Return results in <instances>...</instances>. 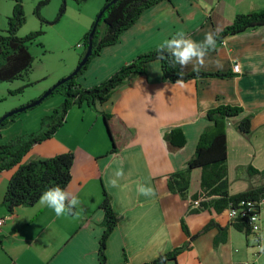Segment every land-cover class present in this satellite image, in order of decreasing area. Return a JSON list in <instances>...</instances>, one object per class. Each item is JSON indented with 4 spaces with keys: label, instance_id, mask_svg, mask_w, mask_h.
<instances>
[{
    "label": "crops",
    "instance_id": "obj_1",
    "mask_svg": "<svg viewBox=\"0 0 264 264\" xmlns=\"http://www.w3.org/2000/svg\"><path fill=\"white\" fill-rule=\"evenodd\" d=\"M259 10H264V0H160L144 9L114 44L103 47L78 80L92 86L179 31L203 41L206 32L222 30L237 13ZM235 62L239 64L237 72L231 68ZM201 70L230 74L169 82L162 79L159 60L149 61L145 73L128 79L105 102L95 108L84 104L69 109L54 135L34 144L23 156L21 162H26L34 151H50V144V153H44L47 157L74 153L72 179L66 188L81 201L78 217H57L39 200L10 213L2 200L16 166L0 171V264H99L103 187L111 196L117 219L106 240L107 264L122 262L124 252L129 264H142L178 247L181 250L176 258L162 264H238L243 260L264 264V253L255 255L259 248L254 234L231 225L226 210L189 212V205L196 206L199 201L189 197L199 187V168L191 170L187 198L171 191L167 184V176L184 168L194 153L201 132L210 123L206 111L221 103L243 109L226 127L229 193L261 183L260 176L251 173L248 166L264 168V25L225 35L215 50H210ZM189 71L191 65L185 69ZM100 111L110 114L114 152L110 151L112 139ZM246 115L251 117L247 135L234 125ZM11 124L31 131L22 118ZM173 128H179L185 138L175 150L164 138ZM121 162L124 177L118 187H112L109 178ZM138 181L150 182L156 195H138ZM181 219L189 234L184 232ZM210 222L213 224L202 231ZM261 236L264 231L258 234L260 240Z\"/></svg>",
    "mask_w": 264,
    "mask_h": 264
},
{
    "label": "trees",
    "instance_id": "obj_2",
    "mask_svg": "<svg viewBox=\"0 0 264 264\" xmlns=\"http://www.w3.org/2000/svg\"><path fill=\"white\" fill-rule=\"evenodd\" d=\"M49 1H37L34 13L38 18L42 19L40 9L49 3ZM74 1L79 3L82 0ZM158 1L160 0H105L101 9L106 5L107 7L99 18L93 35L90 36V30L95 18L80 40L81 45H83V51L79 54L77 63L84 56L89 40L92 42L91 55L76 74L71 75L70 73L66 75L67 79L56 86L49 94L61 93L64 96L62 105L41 117L40 126L36 131L18 134L12 136L6 142L0 143V171L16 166L7 182L2 200V204L10 213L17 207L34 205L39 200L41 193L48 187L54 185L67 187L72 179L71 170L74 162V153L72 151L56 153L49 157L32 158L26 162H21L23 156L31 147L36 143L51 138L58 128L63 125L65 115L73 106L85 104L94 107L97 103L105 102L128 79L137 74L145 73L147 62L158 60L156 47L139 53L131 61L121 65L109 77L97 84L84 86L77 79L87 69L91 59L98 55L103 47L114 44L121 32L130 27L144 9ZM22 2L23 0H14L11 14L7 17L5 33H0V83L28 79V74L33 63V56L28 50V44L43 33L42 29H38L29 32L25 36L17 35V31L26 20ZM64 10L65 2L63 0L54 21L58 19ZM259 25H264V10L237 13L233 20L221 30L220 36L217 39V45L222 42L225 35L238 33ZM159 62L162 79L169 82H177L179 78L177 70L170 67L167 59L159 60ZM185 73L180 81L203 77H225L230 74L229 72L204 71L201 69L198 72L191 70ZM31 83L33 82H25L22 86L9 92H21L25 86ZM242 111L243 109L240 106L227 103H221L209 108L205 113V118L210 123L201 132L195 151L186 162V166L167 176L169 189L178 193L180 197L187 198L191 170L193 168L200 169L199 187L195 193L189 196L191 200L199 201L196 206L189 205V212H198L208 208L221 212L238 206L242 200L264 198V168L258 170L251 165L248 166L249 171L253 174H258L261 178V183L258 186L250 187L237 193H229L226 127L228 121L239 116ZM16 115L18 113L4 119L0 123V126L13 122ZM101 115L106 126H108L109 135L112 139L110 151L114 152L116 151L115 138L108 122L110 114L101 111ZM250 119L249 115L237 119L234 123L237 131L247 135L251 129ZM164 138L171 150L180 148L185 143L184 135L179 128L171 129L165 133ZM99 207L103 210L101 225L104 227V230L99 238L97 254L99 264H107L105 253L106 240L117 219L111 205V196L104 187L102 188V199ZM229 221L236 229L244 230L247 234L250 232L247 222L243 219ZM181 223L184 232L189 234V230L186 224H184L183 219H181ZM212 224L213 222L207 224L202 231ZM195 235H192L191 239ZM180 250L181 248L178 247L161 253L153 260L142 264H162L167 260L175 259ZM119 264H129L126 252L123 253V261Z\"/></svg>",
    "mask_w": 264,
    "mask_h": 264
},
{
    "label": "rangeland",
    "instance_id": "obj_3",
    "mask_svg": "<svg viewBox=\"0 0 264 264\" xmlns=\"http://www.w3.org/2000/svg\"><path fill=\"white\" fill-rule=\"evenodd\" d=\"M37 1L23 0L26 20L17 31V35L25 36L38 29H42L43 33L28 44V50L33 56L28 79L0 83V117L37 98L57 80L73 71L77 65L79 54L83 51L80 40L85 33L84 31L87 29L90 19L95 18L105 0H82L79 3L74 0H64L65 10L56 21L54 19L58 15L63 0H50L49 3L42 6L40 9L42 19L34 13ZM13 3L14 0H0V33H5L7 17L11 14ZM63 71L69 72L55 79ZM28 81L33 83L25 86L21 92H9ZM57 98H59L58 103H60L58 105L56 104ZM63 99L64 96L61 93L49 95L41 103L18 113L15 118L18 122L22 118L24 122H27L26 125L29 130L36 131L40 126L38 118L41 119L54 108L60 107ZM99 113L101 114V111ZM39 114L41 115L39 116ZM11 123L0 126L1 143L8 141L12 136L27 132L25 128ZM21 130L24 132H19ZM48 150L51 151V144ZM50 151L39 154L34 151L32 158L47 157L44 153H50Z\"/></svg>",
    "mask_w": 264,
    "mask_h": 264
},
{
    "label": "clouds",
    "instance_id": "obj_4",
    "mask_svg": "<svg viewBox=\"0 0 264 264\" xmlns=\"http://www.w3.org/2000/svg\"><path fill=\"white\" fill-rule=\"evenodd\" d=\"M221 29L210 30L205 33L203 41H196L185 32L179 31L169 39L163 40L156 48L157 59H167L170 67L177 70L178 80L186 74L185 69L191 65L193 72H198L206 66V58L210 50H215L217 39L220 36ZM218 66H222L219 65ZM124 177L123 163L112 173L109 183L112 187H118L120 180ZM136 191L138 195L145 197H154L156 190L150 182H137ZM39 203L46 206L55 213L57 217L71 215L78 217L80 215L79 206L81 201L79 197L66 187L54 185L46 188L39 197ZM264 240V236H261ZM259 251L264 253V244Z\"/></svg>",
    "mask_w": 264,
    "mask_h": 264
},
{
    "label": "built area",
    "instance_id": "obj_5",
    "mask_svg": "<svg viewBox=\"0 0 264 264\" xmlns=\"http://www.w3.org/2000/svg\"><path fill=\"white\" fill-rule=\"evenodd\" d=\"M232 70L237 72L239 70V64L233 63ZM228 219L238 221L243 219L247 222L250 233L254 234L256 247H261V240L258 238V234L264 231V198L242 200L238 206L226 209ZM3 218L0 217V225ZM259 253V250L255 252V255ZM238 264H251L250 260H243Z\"/></svg>",
    "mask_w": 264,
    "mask_h": 264
},
{
    "label": "water",
    "instance_id": "obj_6",
    "mask_svg": "<svg viewBox=\"0 0 264 264\" xmlns=\"http://www.w3.org/2000/svg\"><path fill=\"white\" fill-rule=\"evenodd\" d=\"M112 1H115V0H112ZM107 7L104 6L101 10H99V12L96 14L95 16V20H94V24L90 30V36L93 35L94 31H95V28H96V25L98 23V20L99 18L101 17L104 9ZM92 53V42L91 40H89L88 44H87V49H86V52L84 54V56L82 57V59L79 61V63H77L76 67L73 69V71L71 72V75H74L77 73V71L80 69V67L88 60V57L91 55ZM67 79V76H65L64 78L60 79V80H57L51 87H49L46 91H44L38 98H36L35 100L21 106V107H18V108H15L7 113H5L4 115H2L0 117V123L3 122L4 119H6L7 117L9 116H12L14 114H17V113H20V112H23L25 111L26 109L30 108V107H33L39 103H41L52 91L53 89L58 86L59 84L63 83L65 80ZM107 130L109 132V129H108V126H107ZM110 134V133H108Z\"/></svg>",
    "mask_w": 264,
    "mask_h": 264
}]
</instances>
